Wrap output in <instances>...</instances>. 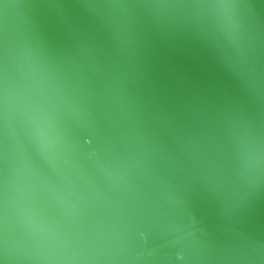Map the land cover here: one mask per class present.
<instances>
[{
  "label": "water",
  "instance_id": "95a60500",
  "mask_svg": "<svg viewBox=\"0 0 264 264\" xmlns=\"http://www.w3.org/2000/svg\"><path fill=\"white\" fill-rule=\"evenodd\" d=\"M0 264H264V0H0Z\"/></svg>",
  "mask_w": 264,
  "mask_h": 264
}]
</instances>
